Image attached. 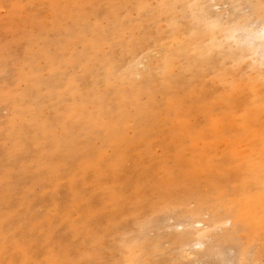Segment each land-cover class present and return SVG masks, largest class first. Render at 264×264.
<instances>
[{
	"label": "rangeland",
	"instance_id": "obj_1",
	"mask_svg": "<svg viewBox=\"0 0 264 264\" xmlns=\"http://www.w3.org/2000/svg\"><path fill=\"white\" fill-rule=\"evenodd\" d=\"M264 0H0V264H264Z\"/></svg>",
	"mask_w": 264,
	"mask_h": 264
},
{
	"label": "bare ground",
	"instance_id": "obj_2",
	"mask_svg": "<svg viewBox=\"0 0 264 264\" xmlns=\"http://www.w3.org/2000/svg\"><path fill=\"white\" fill-rule=\"evenodd\" d=\"M255 39L264 45V28L261 29L260 33L256 35Z\"/></svg>",
	"mask_w": 264,
	"mask_h": 264
}]
</instances>
